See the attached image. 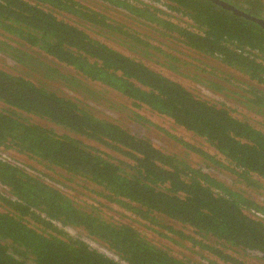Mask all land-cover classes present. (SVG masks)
<instances>
[{
	"label": "trees",
	"instance_id": "obj_1",
	"mask_svg": "<svg viewBox=\"0 0 264 264\" xmlns=\"http://www.w3.org/2000/svg\"><path fill=\"white\" fill-rule=\"evenodd\" d=\"M94 1L125 13L135 24L153 30L159 40L139 37L137 30L131 35L121 26L112 27L106 18L72 0H0V34L37 50L75 75L62 74L2 40L0 52L96 101L100 93L89 84H99L135 108L166 117L201 138L229 165L184 144L212 161L206 164V172L192 168L79 101L1 70L0 147L60 170L68 181L88 182L107 204L147 227L177 235L210 256L209 264H250L242 256L264 262V205L209 172H232L247 189H257L264 179V133L236 117L235 113L242 112L237 107L201 100L141 60L156 62L162 57L172 72L178 69L174 64L181 62L193 68L188 72L192 76L186 77L224 97L230 92L228 71L240 74L247 83L239 87L238 105L264 119V90L260 88L264 86V28L209 0ZM220 1L264 21V0ZM54 12L127 37L128 41H120L127 43L134 57L89 37L76 25L57 20ZM169 40L218 65L206 66L207 71L194 65L196 61L189 65L176 59L166 51L164 41L170 44ZM22 115L43 124L31 123ZM0 186L7 191V196L0 194V264H190L156 248L131 225L112 220L94 205H79L1 158ZM161 218L191 230L194 238L161 225ZM64 228L81 231L111 257L80 236H67Z\"/></svg>",
	"mask_w": 264,
	"mask_h": 264
},
{
	"label": "rangeland",
	"instance_id": "obj_2",
	"mask_svg": "<svg viewBox=\"0 0 264 264\" xmlns=\"http://www.w3.org/2000/svg\"><path fill=\"white\" fill-rule=\"evenodd\" d=\"M72 1L88 10H91L103 16L107 19V23L111 24L112 27L121 26L126 33L131 35H134L133 31L137 30V32L141 34V36L139 37L147 36L148 38L152 39L153 42L159 40L158 36H156L153 30L135 24L131 19L127 17L125 13L119 10L108 8L106 5L94 0ZM53 15L59 21H63L71 25H76L77 27L84 30V32L89 37L100 41L113 50H116L117 52L125 56L134 57L132 53L128 51L129 49L127 43H123L120 41V38L126 39L128 41L129 39H127V37L112 35L108 30L85 24L74 16L69 14L67 15L64 12H54ZM0 40L6 42L16 49L30 53L31 56H33L35 59L44 64H47L50 67L58 69L62 74L75 75L72 71L60 67V65L51 58L45 56L37 50L26 48L14 39H9L0 34ZM169 42L170 44L167 41H164L166 46H168L169 48L166 51L176 59H179L186 64L193 65L192 62L196 61L197 64L194 65H197L207 71L208 69L206 66L211 67V65H218V63L212 64L210 60H205L203 57L196 54L194 55L192 52L181 50V48L183 47L173 44V42H171L170 40ZM141 60L146 66H148V68L181 85L183 88H185L187 91L200 98L201 100L207 101L209 103L223 102L227 107L232 109L237 107V111L241 110L242 112L235 113L234 115L236 117L242 118L240 120L250 121L255 128L261 130L264 133V119L254 115L253 113H246V111L243 110V108L237 103V98H239L242 94L239 87H242V84L247 83L242 75L233 73L232 71H228V74L223 69V71L227 73L231 78V82H229L228 84L226 83V87L230 89V92L228 93L229 97H224V95L207 90L202 85L190 80L188 77L192 76V74H188V72L193 71V68L185 66L181 62L174 64V66L178 69L177 71L172 72L166 68L167 61L162 57L156 62L153 59ZM0 70L8 74L19 76L26 80H29L37 86H44L45 88L52 92H55L59 96L68 97L71 100L79 101L84 106L91 108V110L96 115L102 117L105 120L107 119V121H111L119 125L120 127L128 129L132 134H136L139 137L147 139L155 149L163 152L164 154L176 156L177 158H179V160H183L192 168H200L203 172H206V164H210L212 161H206L200 154L197 153L196 150H192L184 144L198 149L206 155L214 157V159L220 162L222 161L226 164V166L229 165L221 158H219V155H217L212 148L205 144L201 140V138L193 135L190 132H187L180 126L175 125L168 118L159 116L156 113L151 112L149 109H146L144 107L135 108L130 101L121 98L114 92L106 90L99 84H89V87L91 89L98 92V94L100 93L101 99L96 101L93 98L87 97L86 94L82 93L81 91H72L70 88L65 86L59 78L53 80L46 79L43 77V74L41 72L18 64L8 54H4L1 52ZM185 75L188 77H186ZM260 88L264 90V86H260ZM2 109H4V106L0 104V110ZM136 115L138 116V118L136 117ZM22 116L27 118L31 123L43 124V122H40L36 119L26 117L24 115ZM27 119L25 120L27 121ZM55 133L62 134V131L60 129H55ZM0 158L6 162L24 169L31 176L39 178L44 183L62 191L68 197L75 200L79 205H94V207H97L104 215L108 216L112 220L131 225L140 233H142L146 241L150 242V244H153L156 248L165 250L178 259L186 260L190 264H209V260L212 259L210 256L208 258L206 253L200 252L198 249L191 248L188 243H186L185 241H181L177 235L174 236L172 234H168L157 226L149 225L147 227V224L142 222L140 219L132 217L127 212L119 210L114 204H107L104 200L100 199L97 196L98 190L82 179L74 178L71 179V181H68V176L62 171L57 169H48L44 165H41L40 163L26 156L20 155L12 150H5L2 147H0ZM209 172L215 174V176L220 179V181H222L225 185L233 189L245 191L246 195H248L250 198H256L258 203L264 205V181H260L257 183V189H247L246 184L240 183L235 180L237 177L233 175L232 172L221 171L215 173V171L213 170H209ZM0 194L3 196H7V191L1 186ZM136 221L140 223H137ZM159 222L163 226L170 227L175 232H180L184 236H190L194 238L191 230L187 228H183L163 218L159 219ZM63 232L67 236L71 237L80 236L81 239L84 240L90 247L97 249L108 257H111L108 252L100 249L101 245L98 244V242L87 239L86 237H84L81 231L73 228H64ZM159 233L164 234V237H161ZM173 241L178 242V244L180 245H174ZM207 242H209V240L205 241V243ZM208 244H211V242ZM215 248L221 250L218 244H215ZM229 253L232 256H236L232 252ZM241 258L250 264H264V262H259L247 257L245 258L242 256Z\"/></svg>",
	"mask_w": 264,
	"mask_h": 264
},
{
	"label": "water",
	"instance_id": "obj_3",
	"mask_svg": "<svg viewBox=\"0 0 264 264\" xmlns=\"http://www.w3.org/2000/svg\"><path fill=\"white\" fill-rule=\"evenodd\" d=\"M209 1H211L212 3L220 6L221 8H223V9H225L227 11L232 12V14H234L236 16H239V17L244 18L245 20L254 22V23L258 24L259 26H261L262 28H264V21L261 20V19H256V18L250 17L247 14H245L244 12L233 8L232 6L226 4L225 2H222L220 0H209Z\"/></svg>",
	"mask_w": 264,
	"mask_h": 264
},
{
	"label": "built area",
	"instance_id": "obj_4",
	"mask_svg": "<svg viewBox=\"0 0 264 264\" xmlns=\"http://www.w3.org/2000/svg\"><path fill=\"white\" fill-rule=\"evenodd\" d=\"M260 181H264V179L263 180H260ZM113 257V256H112Z\"/></svg>",
	"mask_w": 264,
	"mask_h": 264
}]
</instances>
